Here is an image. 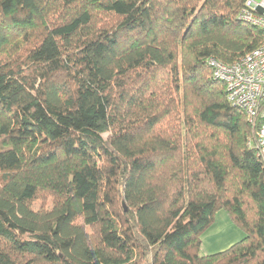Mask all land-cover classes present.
I'll return each instance as SVG.
<instances>
[{"label": "trees", "instance_id": "obj_1", "mask_svg": "<svg viewBox=\"0 0 264 264\" xmlns=\"http://www.w3.org/2000/svg\"><path fill=\"white\" fill-rule=\"evenodd\" d=\"M246 1L0 0V264H264V121L208 64L264 43Z\"/></svg>", "mask_w": 264, "mask_h": 264}, {"label": "built area", "instance_id": "obj_2", "mask_svg": "<svg viewBox=\"0 0 264 264\" xmlns=\"http://www.w3.org/2000/svg\"><path fill=\"white\" fill-rule=\"evenodd\" d=\"M239 17L264 30V0H247ZM208 64L213 78L225 85L228 102L243 110L250 121H264V43L237 62L226 64L211 57ZM255 142L264 160V122Z\"/></svg>", "mask_w": 264, "mask_h": 264}, {"label": "crops", "instance_id": "obj_3", "mask_svg": "<svg viewBox=\"0 0 264 264\" xmlns=\"http://www.w3.org/2000/svg\"><path fill=\"white\" fill-rule=\"evenodd\" d=\"M209 232V234L203 235L202 238L203 249L205 248L207 254L226 250L245 237L243 231L231 221L225 210L217 212L215 223Z\"/></svg>", "mask_w": 264, "mask_h": 264}, {"label": "rangeland", "instance_id": "obj_4", "mask_svg": "<svg viewBox=\"0 0 264 264\" xmlns=\"http://www.w3.org/2000/svg\"><path fill=\"white\" fill-rule=\"evenodd\" d=\"M257 1H260V0H257ZM220 216V215H219ZM219 218V217H218ZM212 227V226H211ZM211 227L205 232V234L207 233V234H209L210 232V230H211ZM240 229V228H239ZM216 230V229H215ZM244 233V232H243ZM204 234V235H205ZM206 243H207V239H206ZM201 253H202V255H207V251L205 250V248L204 249H202V251H201Z\"/></svg>", "mask_w": 264, "mask_h": 264}]
</instances>
